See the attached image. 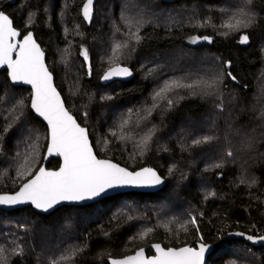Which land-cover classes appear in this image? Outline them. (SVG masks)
<instances>
[{"label":"trees","instance_id":"trees-1","mask_svg":"<svg viewBox=\"0 0 264 264\" xmlns=\"http://www.w3.org/2000/svg\"><path fill=\"white\" fill-rule=\"evenodd\" d=\"M85 3L0 0V11L22 36L34 33L97 157L131 171L155 168L167 182L155 193H122L46 215L0 210L8 264H109L153 243L194 246L201 236L214 245L206 264H264V246L227 237L264 236V0H94L91 20ZM249 19V28L222 27ZM137 28L139 43L131 36ZM205 36L210 41H191ZM120 64L133 79L102 85L103 73ZM173 82L195 86L161 92ZM30 98V89L0 72V193L16 192L43 162L48 130ZM204 137L213 139L195 143ZM59 165L51 159L47 168Z\"/></svg>","mask_w":264,"mask_h":264},{"label":"snow or ice","instance_id":"snow-or-ice-1","mask_svg":"<svg viewBox=\"0 0 264 264\" xmlns=\"http://www.w3.org/2000/svg\"><path fill=\"white\" fill-rule=\"evenodd\" d=\"M252 2L253 0H247L249 5ZM93 4L94 0H86L83 5V15L86 20L92 18ZM253 23V19L246 22L235 20L234 23L228 22L222 27L229 31H238L240 28L251 27ZM20 35V32L13 27L9 16L0 11V66H7L9 77L13 82L31 85V107L47 122L49 128L48 153L54 152L62 156L63 165L59 171H48L40 167L15 194L0 195V205L15 206L30 203L36 209L47 212L62 201L91 200L119 187L155 186L163 183L161 177L151 168L129 171L110 160L97 158L89 143L87 129L81 127L65 108L60 93L53 86L52 74L44 63V53L32 33L29 32L22 39L17 40L16 38ZM131 36L136 43L142 39L139 35V28L131 33ZM199 39V37H192L191 41L196 43ZM203 39L210 41L207 36ZM239 42L248 43L249 36L242 35ZM121 47V44H116L113 52L115 53ZM82 55L87 60V50H84ZM225 66H230V62H226ZM128 75L131 73L127 68L114 67L108 70L103 79ZM228 75L231 76V73L229 72ZM232 78L235 79V77ZM194 86L173 82L171 85H166L161 92L170 91L173 87L193 88ZM161 92H157L156 96H160ZM168 103L171 105L172 101L169 100ZM148 139L150 137L145 138V145ZM211 139L213 137H204L195 143L200 144ZM228 155L231 156L232 153L228 152ZM18 175L23 178L24 173H18ZM191 224L196 226L199 232L195 217L191 219ZM181 228L187 231L186 226L181 225ZM152 231L151 228L147 229L141 238ZM238 235H243V233H238ZM200 239L201 243L198 248H164L158 243L152 244L151 247L155 249L156 255L150 257L145 256V250L141 247L134 255L112 259L111 264H205V253L209 250V245L203 243V236ZM247 239L264 241V236L258 238L248 236ZM17 254H22V250ZM0 264H8V258L4 255L3 249H0ZM53 264L56 262L54 261Z\"/></svg>","mask_w":264,"mask_h":264},{"label":"water","instance_id":"water-1","mask_svg":"<svg viewBox=\"0 0 264 264\" xmlns=\"http://www.w3.org/2000/svg\"><path fill=\"white\" fill-rule=\"evenodd\" d=\"M165 3H174V2H176V1H178V0H163ZM6 14V13H5ZM7 15V14H6ZM10 18V17H9ZM11 19V18H10ZM11 21H12V23H13V20L11 19ZM13 27H14V23H13ZM15 28V27H14ZM16 29V28H15ZM18 30V29H17ZM19 31V30H18ZM20 32V31H19ZM29 33V32H28ZM27 33V34H28ZM32 33V35H33V38L35 39V41H36V43L39 45V47H40V49L43 51V49L41 48V46H40V44L37 42V40H36V38H35V35H34V33L33 32H31ZM20 34H21V32H20ZM26 34V35H27ZM22 35H20V36H18L16 39L17 40H20V39H22ZM43 53H44V63H45V65H46V67L48 68V65H47V62H46V54H45V52L43 51ZM114 67H124V68H127L128 70H129V72L131 73V75H128V76H113V77H111L110 79H108V80H105V79H103V77H104V75L108 72V70L110 69V68H114ZM109 69H107L104 73H103V75L101 76V78H100V82L102 83V85H107V84H110V83H112V82H115V81H121V82H127V81H130L131 79H133V77H134V72H133V70L129 67V66H127V65H115V66H113V67H110ZM48 70H49V68H48ZM2 71H7V76H8V78H9V81H10V83H11V85H13V86H22V87H26V88H28V89H30L31 90V98H30V109H31V111L34 113V115L38 118V119H40L45 125H46V127H47V130H48V142H47V147H46V151H45V155H44V158H43V162H42V164H41V166L40 167H43V168H45L46 170H48V171H59V169L62 167V165H63V157L62 156H59V155H57L56 153H51V154H49L48 153V145H49V143H50V132H49V128H48V125H47V122L42 118V117H40L33 109H32V107H31V99H32V87H31V85H29V84H26V83H23V82H13L11 79H10V77H9V74H8V69H7V66H0V72H2ZM49 72L52 74V83H53V86L56 88V90H57V92H59L60 93V96H61V99L63 100V102H64V105H65V108L66 109H68L67 108V106H66V104H65V101H64V99H63V96H62V94H61V92L59 91V89L57 88V86H56V84H55V77H54V75H53V73L49 70ZM69 110V109H68ZM70 112V111H69ZM71 113V112H70ZM71 115L74 117V119H76V117L71 113ZM76 121H77V119H76ZM77 123L81 126V127H83V128H86L87 129V132H88V139H89V143H90V145L92 146V149H93V152H94V154L96 155V153H95V150H94V148H93V145H92V142H91V139H90V137H89V131H88V128L87 127H84V126H82L78 121H77ZM97 156V155H96ZM98 158V157H97ZM51 159H58L59 161H60V165H59V167L57 168V169H50V168H47V163L51 160ZM98 159H100V158H98ZM103 160H107V159H103ZM111 161V160H110ZM111 162H113V161H111ZM113 163H115V162H113ZM115 164H117V163H115ZM119 165V164H118ZM120 167H123V166H121V165H119ZM39 167V168H40ZM39 168H38V170H39ZM123 168H126V167H123ZM142 168H151V167H142ZM142 168H140V169H137V170H135V171H139V170H141ZM127 169V168H126ZM151 169H153V170H155L156 172H157V174L161 177V179H162V181H163V183H161L160 185H155V186H141V187H137V186H124V187H119V188H116V189H113V190H110L107 194H104V195H101L100 197H96V198H94V199H91V200H83V201H62V202H60L59 204H57L56 206H54V208L53 209H50L49 211H47V212H44V211H42V210H39V209H36L34 206H32L30 203H25V204H20V205H15V206H5V205H0V210H5V211H13V210H16V209H21V208H25V207H32L36 212H38V213H40V214H43V215H46V214H50L51 212H53V211H55L56 209H58V208H60V207H62V206H84V205H89V204H91V203H94V202H97V201H99V200H102V199H104V198H108V197H112V196H116V195H118V194H122V193H127V192H143V193H155V192H157V191H160L161 189H163L164 188V186L166 185V179L155 169V168H151ZM37 170V171H38ZM129 171H131L130 169H128ZM36 171V172H37ZM35 172V173H36ZM32 177H30L29 179H31ZM26 182V181H25ZM24 182V183H25ZM21 187V186H20ZM19 187V188H20ZM17 191H19V189L17 190ZM16 191V192H17ZM16 192H13V193H0V195H13V194H15ZM238 233H241V232H231V233H229L228 235H227V237L228 238H231V239H239V240H243V241H245V242H247L248 244H250V245H252V246H254V247H259V246H264V241H261V240H248L247 239V237L248 236H251V235H248V234H245V233H243V235H238ZM254 237V236H253ZM258 238V237H257ZM201 243V242H200ZM200 243H197L196 245H194V246H182V247H193V248H198L199 247V244ZM153 244H156V243H153ZM159 244V243H158ZM206 244V243H205ZM151 245L152 244H150V245H148V246H145V247H143L144 248V250H145V256H148V257H150V256H154V255H156V252H155V249L154 248H152L151 247ZM161 246H162V244H160ZM207 245H209V250L205 253V264H206V262H207V258H208V256L213 252V250H214V245H212V244H207ZM163 247V246H162ZM165 248V247H164ZM170 248H173V247H170ZM180 248V247H179ZM151 250L152 252H153V254H151V255H148L147 254V250ZM139 249H137L136 251H138ZM136 251H134L133 253H131V254H129V255H134L135 254V252ZM129 255H127V256H129ZM124 257H126V256H124ZM124 257H118V258H112V259H122V258H124ZM112 259H110V262H109V264H111V260Z\"/></svg>","mask_w":264,"mask_h":264},{"label":"rangeland","instance_id":"rangeland-1","mask_svg":"<svg viewBox=\"0 0 264 264\" xmlns=\"http://www.w3.org/2000/svg\"><path fill=\"white\" fill-rule=\"evenodd\" d=\"M208 40H204L203 38H200L196 43L206 42Z\"/></svg>","mask_w":264,"mask_h":264}]
</instances>
